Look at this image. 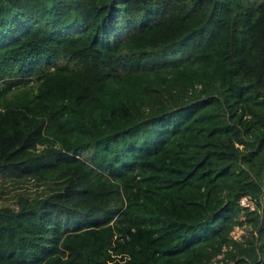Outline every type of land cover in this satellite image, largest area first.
<instances>
[{"label":"trees","instance_id":"16d2710c","mask_svg":"<svg viewBox=\"0 0 264 264\" xmlns=\"http://www.w3.org/2000/svg\"><path fill=\"white\" fill-rule=\"evenodd\" d=\"M0 264H264V0H0Z\"/></svg>","mask_w":264,"mask_h":264},{"label":"rangeland","instance_id":"374dc122","mask_svg":"<svg viewBox=\"0 0 264 264\" xmlns=\"http://www.w3.org/2000/svg\"><path fill=\"white\" fill-rule=\"evenodd\" d=\"M239 203L242 205H247L249 209L254 207L253 204L245 196L240 198ZM241 219H243V216L241 217ZM249 229H250V224L244 220L242 222V225L240 226L235 225L230 231V233L232 234L233 237L239 238L240 235L246 233V231H248Z\"/></svg>","mask_w":264,"mask_h":264}]
</instances>
